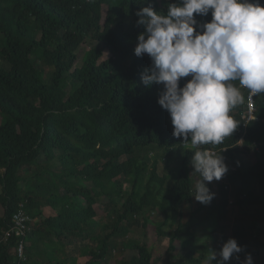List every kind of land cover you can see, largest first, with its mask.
<instances>
[{"label": "trees", "instance_id": "16d2710c", "mask_svg": "<svg viewBox=\"0 0 264 264\" xmlns=\"http://www.w3.org/2000/svg\"><path fill=\"white\" fill-rule=\"evenodd\" d=\"M173 3L181 0H0V264H158L147 244L151 224L156 239L168 237L166 252L179 256L173 264H200L204 255L196 254L210 251L219 260L229 238L242 248L230 264H245L262 245L241 218L223 240L214 229L229 217L231 185L235 204L255 205L264 216V93L247 119L241 88L231 136L194 149L190 136L172 135L169 112L157 102L163 84L142 83L151 58L134 53L144 31L135 13L151 6L166 14ZM194 18L209 22L211 10ZM204 149L228 168L216 193L205 182L215 194L208 204L194 198L198 175L190 163ZM20 204L27 220L17 235ZM155 213L162 220H152ZM209 218L208 240L190 251L191 226ZM132 231L146 240L128 239ZM127 249L129 259L115 257Z\"/></svg>", "mask_w": 264, "mask_h": 264}, {"label": "clouds", "instance_id": "9594fccd", "mask_svg": "<svg viewBox=\"0 0 264 264\" xmlns=\"http://www.w3.org/2000/svg\"><path fill=\"white\" fill-rule=\"evenodd\" d=\"M209 10L212 19L199 24L194 13L206 16ZM135 15L144 31L138 34L134 53L151 58L141 80L145 86L163 84L157 102L169 112L172 135L185 140L190 136L194 149L222 144L238 124L230 112L243 102L240 89L246 88L250 97L264 93V6L258 0H181L169 4L166 14L149 6ZM189 75L191 79L180 87L179 80ZM215 152L195 150L190 161L198 175L193 195L203 204L215 195L205 181H219L228 171ZM241 251L229 238L219 251L220 259L210 251L204 264L238 260ZM245 264H252L251 255H246Z\"/></svg>", "mask_w": 264, "mask_h": 264}, {"label": "rangeland", "instance_id": "374dc122", "mask_svg": "<svg viewBox=\"0 0 264 264\" xmlns=\"http://www.w3.org/2000/svg\"><path fill=\"white\" fill-rule=\"evenodd\" d=\"M160 13H164L161 11ZM85 46H89L86 42L81 45L80 48H83ZM242 139L239 140V143L242 144ZM191 141H188V144H190ZM257 150H260L259 147H256ZM159 154V151L156 152V156ZM245 155V159L249 158L250 155L248 153L241 154ZM246 162L247 160H243ZM241 168V167H240ZM194 172V170H193ZM224 178H221L219 181L213 180L210 182L212 184V187L215 191L217 192V187L219 183L224 181ZM206 182V181H205ZM229 192V204H228V209H229V217L227 218L226 221H217L216 228L214 229V236L217 239L223 240L227 236H229L231 232V225L233 224L234 219L236 218H241L243 222L245 223L246 227L249 230H256V236L262 241V245L258 248L253 247L251 251V257H252V264H264V233L261 232V226L264 223V216L262 213L258 211L257 206H249L248 208H241L237 204H235L236 196H235V187L233 185L229 186L228 188ZM100 215L104 214V211L100 209ZM154 219L152 220H162V216L157 215L156 213L152 215ZM214 218H209L206 221L202 222H196L193 226H191V232L195 233V238L193 237H188L184 243V245L190 249V251L195 250L198 246L199 243H201L203 240H208V234L210 232L213 225H215V220ZM102 220L104 222L107 221L106 217H102ZM153 224L149 226V232H148V239H147V244L149 245V248L153 250L154 256L156 255L157 257H160L159 263L158 264H173L175 257H176V252H166L167 246H168V237L164 239H156L157 237L155 236V232L152 229ZM199 239H198V238ZM128 239H137V240H146V236L142 232H129L127 235ZM126 238V239H127ZM203 251H205V247H203ZM177 251V250H176ZM217 254V251H215ZM192 254V252H191ZM210 254V253H209ZM209 254H196L199 256H203L202 261L200 264H204L205 258ZM132 255V251L127 249L123 253H115V257L117 256L118 259H129V257ZM155 256V257H156ZM178 257V258H177ZM176 258L179 261V256ZM232 259V258H231ZM231 259L229 261L224 262V264H230ZM177 264H181L178 262Z\"/></svg>", "mask_w": 264, "mask_h": 264}, {"label": "built area", "instance_id": "2783aa9c", "mask_svg": "<svg viewBox=\"0 0 264 264\" xmlns=\"http://www.w3.org/2000/svg\"><path fill=\"white\" fill-rule=\"evenodd\" d=\"M247 119H253L254 118V96L250 97V93L247 97ZM17 212L13 215V219L15 221V233L21 234L25 228V221L27 220V214L23 209V204L19 205ZM16 254L21 257L24 254V246L23 243H18V246L16 247Z\"/></svg>", "mask_w": 264, "mask_h": 264}]
</instances>
